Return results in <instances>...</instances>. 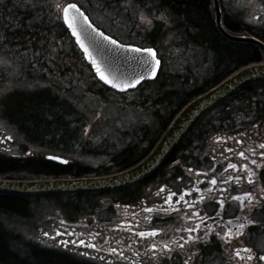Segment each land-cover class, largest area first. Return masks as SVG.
I'll return each mask as SVG.
<instances>
[{
    "label": "flooded vegetation",
    "instance_id": "obj_1",
    "mask_svg": "<svg viewBox=\"0 0 264 264\" xmlns=\"http://www.w3.org/2000/svg\"><path fill=\"white\" fill-rule=\"evenodd\" d=\"M131 1L137 2L136 8L130 7ZM143 4L147 3L125 0L129 7L102 8V16L109 17L110 23L97 20L91 10L86 12L99 29L120 43L154 49L160 60L156 76L124 92L102 84L91 93L98 102L97 112L94 114L88 105L81 106L80 118L70 121L68 138L59 142L49 139L51 151L43 155L20 148L19 139L8 132L2 125L4 119H0L2 155L53 161L66 170L41 177L66 178L117 174L142 162L154 150L189 101L179 100L178 92H192L195 80L210 75L216 61L211 47L196 41L189 24L172 8L163 6L161 0L155 3L156 7H141ZM141 12L146 16L156 12L158 18L151 15V24H141ZM162 14L167 22L160 18ZM69 37L68 43L76 55L68 59L70 76L99 80L70 33ZM102 69L107 71L106 67ZM257 84L219 103L226 97L223 98L202 117L198 116L145 176L125 185L65 191L37 200L40 211L48 210L38 218L46 219L44 245L92 264H184L188 257L189 264H264L258 259L264 255V198L260 192L264 189V156L260 155L264 152L260 146L264 144V81ZM110 105L116 107L113 113L108 111ZM241 152L243 156L238 155ZM48 155L58 156L65 163L47 158ZM229 163L236 164V169L228 168ZM247 169L254 173L251 184L244 179ZM237 175L241 177L239 181L228 179ZM213 177L217 179L215 185L211 184ZM221 179L225 183H220ZM169 192L176 195L166 203ZM245 192L252 195V212H248ZM237 196V200L230 199ZM178 200L180 203H176ZM241 203L245 205L243 209ZM31 216L29 210L28 217ZM247 220L253 223L248 224ZM193 227L196 232L185 231ZM153 229L157 230L155 235L151 234ZM226 231L232 237L227 243L226 238L216 235L223 236ZM140 232L145 235L141 237ZM205 233L207 239L197 241L195 248L191 241L184 249L177 247L184 243L181 237L186 240L189 235L203 237ZM81 240L84 244L76 243ZM152 244L157 247L151 248ZM165 244L171 249V258L167 253L160 255ZM109 248L117 249L116 253L109 252ZM245 248L251 252L243 251ZM249 255L251 260L247 259Z\"/></svg>",
    "mask_w": 264,
    "mask_h": 264
},
{
    "label": "trees",
    "instance_id": "obj_2",
    "mask_svg": "<svg viewBox=\"0 0 264 264\" xmlns=\"http://www.w3.org/2000/svg\"><path fill=\"white\" fill-rule=\"evenodd\" d=\"M68 1L70 0H0V52L18 59L21 65L17 70L18 77L26 80L38 79L42 82L47 80V83L59 91L55 92L49 85H44L30 90L17 89L1 93L2 118L34 139L59 142L68 138L69 124L81 99L103 86L98 80L70 76L68 69L71 64L68 59L76 55L68 43L69 33L61 17V9ZM102 1L107 8L125 7L122 0ZM161 1L163 6L172 8L179 18L189 24L190 32L196 41L208 44L215 52L216 66L213 75L206 83L194 87L185 99L191 101L239 69L264 61V51L259 46L232 41L218 30L213 22L212 0ZM220 1L224 25L231 33L253 35L264 41V26L253 25L238 14L228 13L222 0ZM143 2L147 4L141 7H156L150 0ZM55 3H59L61 8L57 9ZM130 7L136 8L137 2L132 1ZM9 74V71L0 69V90L9 83ZM258 82L262 80L242 87L219 103L234 98L241 94V91L244 93L246 89L258 85ZM61 92L70 95L74 101L63 97ZM204 114L205 112L200 117ZM58 170L64 171L66 167L43 158L0 156L2 178L40 179L43 174L52 176ZM22 172L24 175H21ZM31 197L27 194L0 193V212L28 216ZM19 237V234L8 230L0 221V264H92L36 243L30 244L26 252H20L14 248Z\"/></svg>",
    "mask_w": 264,
    "mask_h": 264
},
{
    "label": "water",
    "instance_id": "obj_3",
    "mask_svg": "<svg viewBox=\"0 0 264 264\" xmlns=\"http://www.w3.org/2000/svg\"><path fill=\"white\" fill-rule=\"evenodd\" d=\"M73 3L76 4L75 2H68L64 6ZM76 6L83 15L81 16L75 10L70 9L68 12V22H65L62 11L63 21L75 42L84 53L87 61L93 65L92 61L95 60L96 63L93 65L95 71L98 67L107 80L112 81V83H108L99 77L104 84L123 92L127 89L135 88L144 79L155 77L159 69L160 60L156 57L154 49L156 60L159 61L158 64L152 61L151 54L132 50L133 47L137 46L122 44L115 38L103 33L102 30L91 22L84 10L78 4ZM213 8L215 25L225 37L237 42L252 43L264 50V42L262 40L247 34H234L225 28L222 22V10L219 0H213ZM69 23L72 24V27H69ZM74 31L76 35H73ZM100 33H103V36ZM105 36L111 39H104ZM111 40H115L116 43L113 44ZM81 44H83V47H81ZM85 48L87 49V53L84 51ZM153 66L155 67V75L151 72ZM103 67H106L107 71H104ZM141 77L143 78L141 79ZM256 80H264V62H256L241 68L219 84L189 101L171 122L154 150L142 162L126 171L101 177L49 179L0 178V193L36 194L68 190L102 189L133 182L155 168L188 127L205 110L235 90ZM114 84L118 86H113ZM125 84L128 86L125 87ZM49 157L52 158L54 156ZM54 160L61 161L59 157H56Z\"/></svg>",
    "mask_w": 264,
    "mask_h": 264
},
{
    "label": "rangeland",
    "instance_id": "obj_4",
    "mask_svg": "<svg viewBox=\"0 0 264 264\" xmlns=\"http://www.w3.org/2000/svg\"><path fill=\"white\" fill-rule=\"evenodd\" d=\"M81 6L84 5L87 9L91 10L94 14L97 20L104 23H110L112 22L109 17L102 16L101 9L103 6L102 0H76ZM102 1V2H101ZM154 5L155 3L159 2V0H150ZM222 4L225 6V10L228 13L231 14H238L242 18H244L247 22L256 25V26H264V0H222ZM123 5H125V0H123ZM152 15L153 19L155 17L158 18V13L156 12H148ZM150 15V17H151ZM152 20V19H151ZM20 64L18 63L17 58H12L10 55H8L5 52H0V69H4L10 72L9 77V83L1 88V93L4 94L8 92L9 90H17V89H25L30 90L33 88L42 87L44 85H49L48 87L50 89L55 90V92H59L58 89L55 86H52L50 83H47V80L42 82V80L38 79H28L18 77L17 70L20 68ZM214 72V71H213ZM213 72L202 78L201 80H195L196 84L194 87L198 85H202L206 83L210 78V76L213 75ZM11 75V76H10ZM207 80V81H206ZM188 90H180L178 93L179 100L185 99L188 95ZM61 95L63 97H67L69 100L74 101L73 98L66 94L65 92H61ZM98 102L93 97H87L82 98L80 103L77 105L78 110L74 112L73 119L80 118V107L88 105L90 106V110L94 109V114L98 110ZM106 112V108H104ZM116 107L115 105H110L108 108V111L110 113H113L112 111H115ZM89 111L86 115H88ZM108 113V112H106ZM84 118V117H83ZM0 119L2 118V114L0 113ZM2 125L5 126V128L10 132V134L13 137H17L19 139L18 143H20V148L27 150L31 149V151L38 152L40 155L45 154V152L51 151V146L48 144V141L39 139H34L31 137H28L27 134L24 132L17 130L16 127L9 124L6 120L2 121ZM38 143V144H37ZM17 150L14 148V151ZM0 156L3 157H11L5 154H1ZM15 158V157H13ZM21 175H24V172H22ZM48 194H54V193H48ZM43 199V198H42ZM39 197H31L32 204L35 205V207H32L30 211L32 212V216L28 217H17V214H10L5 212H0V221L3 223V225L13 232L14 234H19V239L17 238V242L14 245V248L19 250L20 252H26L28 246L32 243H38L40 245L45 246L44 244L47 243V239L44 237V231H45V225H46V219H38L39 216H43L45 213L48 212V210H39L40 207H37L35 204L37 200H42ZM33 205V206H34Z\"/></svg>",
    "mask_w": 264,
    "mask_h": 264
},
{
    "label": "snow or ice",
    "instance_id": "obj_5",
    "mask_svg": "<svg viewBox=\"0 0 264 264\" xmlns=\"http://www.w3.org/2000/svg\"><path fill=\"white\" fill-rule=\"evenodd\" d=\"M54 6H55L57 9H60V8H61V5H60L59 3H55ZM70 9L75 10V12L78 13L79 15H81V16L83 15V13H80V10L77 8L76 4H74V3H73V4H67L66 6H64V7L62 8V11H63V13H64V20H65V22H68V12H69ZM160 18H161V19H164L165 22H167V17H165L163 14L161 15ZM139 20H140V23H141V24H151V18H150V16H146L143 12L140 13ZM69 27H72V24H71V23H69ZM73 35H76L75 31L73 32ZM100 35L103 36V33H100ZM78 39H79V38H78ZM104 39H109V40H110L111 38L105 36ZM111 42H112L113 44L116 43L115 40H111ZM81 47H83V44H81ZM132 50H133V51H136V52H146V53H149V54H151V59H152V61H153L155 64H158V63H159V61L156 60L155 53H154V50H153L152 48H139V47H133ZM84 51H85V53H87V49H86V48L84 49ZM92 63H93V65H95V63H96L95 60H93ZM146 63H147V62H146ZM96 71H97V73L100 75V78H101L102 80H105V81L108 82V83H112V81H108V80H107V78L103 75V73L100 72V69H99L98 67H97ZM151 72H152L153 75H155V67H154V66L151 68ZM142 78H143V77H141V79H142ZM113 86H118V85H115V84H114ZM127 86H128V85L125 84V87H127ZM217 139H219V137H217ZM237 143H239V141H237ZM260 146H261V147H264V144H262V145H260ZM226 151H231V149H226ZM238 155L243 156L244 154L241 152V153H239ZM260 155H261V156H264V152L260 153ZM52 158H53V159H56V157H52ZM253 163H256V162L253 161ZM227 167H228V168H231V169H233V170H235L236 167H237V165H236V164H233V163H229V164L227 165ZM241 167L243 168V167H245V166L242 165ZM189 171H191V169H189ZM247 173H248V174H247V176L244 177V179L247 180V182H248L249 184H251V183H252V178L254 177V173L252 172L251 169H247ZM228 179H229V180L239 181V180L241 179V177L238 176V175L235 176V177L229 176ZM216 183H217V179H216L215 177H213L212 180H211V184L215 185ZM220 183H225V181L221 179V180H220ZM161 191H163V187L161 188ZM260 192H261V198H264V189H260ZM174 195H176V193H171V192H169L168 199H167L165 202L168 203L169 201H171V200H172V197H173ZM243 195H244V196H247V197L249 198V203H248V205H247V208H248V212H252V204H253V198H252V195H251L250 193H248V192L243 193ZM181 198H182V197H181ZM200 199H203V197H201ZM230 199L237 200V199H239V197H238V196H237V197H230ZM176 203H180V201L178 200V201H176ZM219 203H220L221 205H223V201H222V200L219 201ZM257 203H258V201H257ZM244 207H245V205H244L243 203H241V208L243 209ZM147 211H151V209H147ZM193 215H195V213H193ZM189 218H191V217H189ZM247 223H248V224H251V223H253V220H247ZM197 227H199V226H197ZM240 228L242 229V228H243V225H240ZM196 230H197V228H196V227H193V228H190V229H186L185 231H187V232H189V233H194V232H196ZM156 232H157V230H156V229H153L152 232H151V234H152V235H155ZM239 234H240L239 231H237V235H239ZM44 235H47V233H44ZM139 235H140L141 237H143V236L145 235V233H144V232H140ZM216 235H217L219 238H221V239H225V238H226V239H225V243H227L228 240H230V239L232 238L231 235H230V232H228V231L224 232V233H223V236H220V233H217ZM181 239L184 240V243L177 245L178 248H180V249H184L185 244H188L189 241L192 242V247L195 248V244H196L197 241H199V240H206V239H207V233H205V235H204L203 237L189 235V236L187 237L186 240L184 239V237H181ZM76 243H79V244L82 245V244H84V241L81 240V241H77ZM89 247H93V248H94L95 245H89ZM150 247H151V248H156L157 245L152 244V245H150ZM108 251L111 252V253H116L117 249H115V248H109ZM243 251H245V252H251V249H247V248H245V249H243ZM166 253H167V255L171 258V249H169V246H168L167 244L164 245V251H162V252L160 253V255L163 256V255H165ZM194 254H195V253H193V255H194ZM235 254H236L237 257H239V256H240V251H237ZM84 255H87V253H84ZM152 255L155 256L156 253L153 252ZM120 256L123 257V253H120ZM252 258H253L252 255L247 256V259H248V260H251ZM190 259H191V257H188L187 259H185V260H184V264H189V260H190ZM258 259H259L260 261H264V255H260Z\"/></svg>",
    "mask_w": 264,
    "mask_h": 264
},
{
    "label": "bare ground",
    "instance_id": "obj_6",
    "mask_svg": "<svg viewBox=\"0 0 264 264\" xmlns=\"http://www.w3.org/2000/svg\"><path fill=\"white\" fill-rule=\"evenodd\" d=\"M234 17H235V16H234ZM223 23H224V22H223ZM250 36H253V35H250ZM254 37H256V36H254ZM256 38H258V37H256ZM258 39H259V38H258ZM260 40H261V39H260ZM232 41H233V40H232ZM263 42H264V41H263ZM186 49H187V48H186ZM239 70H240V69H239ZM234 73H235V72H234ZM231 75H232V74H231ZM228 77H229V76H228ZM228 77H227V78H228ZM225 79H226V78H225ZM225 79H224V80H225ZM222 81H223V80H222ZM222 81H221V82H222ZM196 82H197V81H196ZM218 84H219V83H218ZM250 84H251V83H250ZM247 85H248V84H247ZM245 86H246V85H245ZM212 87H213V86H212ZM212 87H211V88H212ZM243 87H244V86H243ZM241 88H242V87H241ZM241 88H239V89H241ZM209 89H210V88H209ZM209 89H208V90H209ZM239 89H237V90H239ZM237 90H235V91H237ZM235 91H234V92H235ZM205 92H206V91H205ZM234 92H232V93H234ZM203 93H204V92H203ZM232 93H231V94H232ZM229 95H230V94H229ZM229 95H228V96H229ZM195 97H196V96H195ZM226 97H227V96H226ZM224 98H225V97H224ZM222 99H223V98H222ZM222 99H221V100H222ZM218 102H219V101H218ZM198 118H199V117H198ZM37 144H38V143H37ZM49 156H53V155H48L47 158H50ZM54 157H58V156H54ZM59 158H60V157H59ZM50 159H52V158H50ZM53 160H54V159H53ZM60 160H61V161H58V160H56V161H58V162H60V163H65V160H64V159L60 158ZM117 174H118V173H117ZM113 175H114V174H113ZM107 176H110V175H107ZM96 177H101V176H96ZM66 178H78V177H66ZM80 178H81V177H80ZM5 179H6V178H5ZM40 179H44V178H40ZM119 186H120V185H119ZM83 190H87V189H83ZM88 190H89V189H88ZM68 191H76V190H68ZM60 192H65V191H56V192H48V193H60Z\"/></svg>",
    "mask_w": 264,
    "mask_h": 264
}]
</instances>
